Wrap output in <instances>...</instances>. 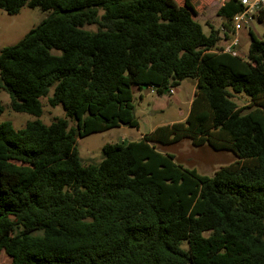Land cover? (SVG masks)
<instances>
[{"label": "trees", "instance_id": "1", "mask_svg": "<svg viewBox=\"0 0 264 264\" xmlns=\"http://www.w3.org/2000/svg\"><path fill=\"white\" fill-rule=\"evenodd\" d=\"M198 1L0 0L8 15L48 13L0 51L11 110L40 117L42 98L64 110L48 125L0 122L10 264H264V34L249 28L246 59L224 53L220 30L205 35L195 21ZM240 10L219 7L225 30ZM253 18L264 23V10ZM184 80L195 83L184 121L105 144L99 163L82 164L76 139L138 128L135 94ZM184 140L235 160L206 176L157 149Z\"/></svg>", "mask_w": 264, "mask_h": 264}, {"label": "rangeland", "instance_id": "2", "mask_svg": "<svg viewBox=\"0 0 264 264\" xmlns=\"http://www.w3.org/2000/svg\"><path fill=\"white\" fill-rule=\"evenodd\" d=\"M177 1V0H176ZM221 0H199L196 7L195 21L200 24L202 32L208 35L209 25L221 31L223 18L216 15V11L221 6ZM47 12L39 8L23 7L19 13L8 15L0 10V51L6 46L17 43L31 28L38 25L46 16ZM249 28L256 36L262 37L264 34V23L252 19ZM87 30L95 31V26L85 27ZM248 27L240 30L242 35L239 39V55L247 58L249 47ZM222 38V37H221ZM223 40V39H222ZM222 40L219 44L222 43ZM172 95L165 93L160 96L147 91L135 94V117L138 120V128L120 126L106 131L92 133L82 138L76 139V149L83 165L97 164L102 159L101 149L105 144L122 143L133 140L137 141L140 135L152 131L155 127L170 123L183 121V115L189 110V97L192 95L191 80L182 81L173 88ZM51 95V91L49 96ZM237 106L242 107L248 104V97L237 95L234 98ZM0 102L4 108L0 115V122H10L14 129L18 130L29 121L39 119L48 125L54 119L63 118L64 110L61 105L50 107L47 98H42V114L35 117L25 113H16L10 108V98L6 92L0 90ZM73 121L69 120V126H73ZM163 153L174 156V161L186 169H194L200 175L212 176L214 171L221 166L228 165L235 160L232 153L227 151H213L207 146L194 148L188 141H181L168 147H157ZM186 243H183L185 246ZM11 259L3 251L0 252V264H10Z\"/></svg>", "mask_w": 264, "mask_h": 264}, {"label": "built area", "instance_id": "3", "mask_svg": "<svg viewBox=\"0 0 264 264\" xmlns=\"http://www.w3.org/2000/svg\"><path fill=\"white\" fill-rule=\"evenodd\" d=\"M230 0H221L222 4ZM241 7V10L232 17L231 30L233 31L232 38L228 43L222 47L224 53L230 54L233 57H240L239 55V40L236 36V32L242 28L248 27L249 22L254 19L253 16L259 11L264 10V0H232ZM154 94V91H149ZM173 89L168 91V94L172 95Z\"/></svg>", "mask_w": 264, "mask_h": 264}, {"label": "crops", "instance_id": "4", "mask_svg": "<svg viewBox=\"0 0 264 264\" xmlns=\"http://www.w3.org/2000/svg\"><path fill=\"white\" fill-rule=\"evenodd\" d=\"M220 5L222 6V2H220ZM220 6V7H221ZM219 9V8H218ZM217 12V11H216ZM217 15V14H216ZM210 26V25H209ZM211 26H213L212 24H211ZM217 30V29H216ZM220 35H221V37H222V43L221 44H219V46L222 48V47H224L227 43H228V41L232 38V36H233V31L230 29L229 31H227V30H225L223 27H222V29H221V31H220ZM236 36H237V38H238V40L240 39L241 40V38H242V35H240V31H238V32H236ZM191 83H192V95L189 97V108H190V103H191V100H192V97H193V94H194V89H195V83L191 80ZM147 91V90H146ZM147 92H149V91H147ZM149 93H151V92H149ZM137 94H139V98L141 99V95H140V93L139 92H137L136 93V95ZM152 94V93H151ZM188 112H189V110H188ZM188 112L186 113V114H184L183 115V121H184V119L186 118V116H187V114H188ZM171 124V123H170ZM158 127V126H157ZM156 128V127H155ZM140 137H141V135H140ZM139 137V138H140Z\"/></svg>", "mask_w": 264, "mask_h": 264}]
</instances>
